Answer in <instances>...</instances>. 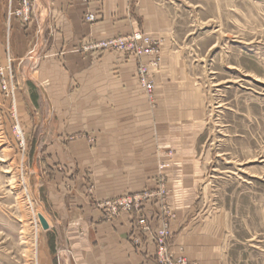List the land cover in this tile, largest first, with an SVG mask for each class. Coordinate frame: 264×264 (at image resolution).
Listing matches in <instances>:
<instances>
[{
	"label": "crops",
	"instance_id": "0c3cea01",
	"mask_svg": "<svg viewBox=\"0 0 264 264\" xmlns=\"http://www.w3.org/2000/svg\"><path fill=\"white\" fill-rule=\"evenodd\" d=\"M89 14L96 22L86 21ZM11 27L20 110L53 226L46 233L47 245L55 240L54 248L47 246V264H159L163 205L144 204L149 230L141 232L136 212L109 218L99 204L157 190L161 176L174 215L170 254L222 264L186 245L198 225L204 178L197 153L202 104L194 90L172 83L167 19L146 0H34L32 21L14 20ZM138 28L162 41L157 107L139 86L134 57L85 47Z\"/></svg>",
	"mask_w": 264,
	"mask_h": 264
},
{
	"label": "rangeland",
	"instance_id": "374dc122",
	"mask_svg": "<svg viewBox=\"0 0 264 264\" xmlns=\"http://www.w3.org/2000/svg\"><path fill=\"white\" fill-rule=\"evenodd\" d=\"M23 1L0 0V264H47L46 249L49 244L54 248L55 240L47 245L49 231L43 230L37 216L48 214L38 192L33 148L20 110L17 59L9 45L12 22L20 20L9 14ZM28 1L30 23L34 0ZM146 1L169 22L172 83L181 90H194L202 104L203 133L197 153L204 178L197 190L198 225L188 231L186 245L220 257L222 264H264V0ZM138 33L150 38L155 53L138 57L139 48H145L142 43L132 52L93 49L108 40L91 42L86 51L134 57L139 86L157 107L162 41L140 28L109 40ZM140 61L154 82L152 94L140 84ZM30 96L35 102L34 95ZM156 181L158 189L149 194L163 205L160 210L165 218L159 233L165 226L171 230L174 215L167 207L168 180L161 176ZM172 236L171 231L169 254ZM172 257L175 264H198L175 254Z\"/></svg>",
	"mask_w": 264,
	"mask_h": 264
},
{
	"label": "built area",
	"instance_id": "2783aa9c",
	"mask_svg": "<svg viewBox=\"0 0 264 264\" xmlns=\"http://www.w3.org/2000/svg\"><path fill=\"white\" fill-rule=\"evenodd\" d=\"M85 3H89L91 0H83ZM30 10L31 3L28 0H24L21 7L17 10L11 9L9 17L19 18L22 22L28 23L30 21ZM86 20L88 22H94L95 16L89 14L86 16ZM142 43V50H138V57H142L144 55L153 54L154 48L151 47L153 44L150 38L142 35L140 33L134 35L133 37H129L126 39H113L108 40L106 42H102L93 47V49H102V48H113L120 49L127 52H132L136 50V44ZM90 49V48H89ZM86 49V50H89ZM139 64V79L140 84L147 94H152L154 90V82L149 74L148 67L142 63ZM163 190L161 189V192ZM154 197V195H150L149 192H144L143 194H134L128 195L123 198H119L116 200H107L99 204L100 209H102L107 217H118L123 212H136L138 214L137 227L141 232H146L149 228V223L146 217L143 215V206L146 202L150 201ZM171 236V230L165 226L164 229L159 231L158 237L156 240L157 244V261L159 264H175L173 263V257L167 251V243L169 241V237ZM179 264H189L187 261H181Z\"/></svg>",
	"mask_w": 264,
	"mask_h": 264
},
{
	"label": "water",
	"instance_id": "95a60500",
	"mask_svg": "<svg viewBox=\"0 0 264 264\" xmlns=\"http://www.w3.org/2000/svg\"><path fill=\"white\" fill-rule=\"evenodd\" d=\"M38 217H39V220H40V223L42 225L43 230L46 232L50 231L51 228H50V225L48 224L47 220L40 214Z\"/></svg>",
	"mask_w": 264,
	"mask_h": 264
},
{
	"label": "bare ground",
	"instance_id": "6f19581e",
	"mask_svg": "<svg viewBox=\"0 0 264 264\" xmlns=\"http://www.w3.org/2000/svg\"><path fill=\"white\" fill-rule=\"evenodd\" d=\"M39 214L42 215L47 220V222H48V224L50 225V228H51V222H50V219L48 218V216L45 213H43V212H40ZM37 216H39V215H37Z\"/></svg>",
	"mask_w": 264,
	"mask_h": 264
}]
</instances>
